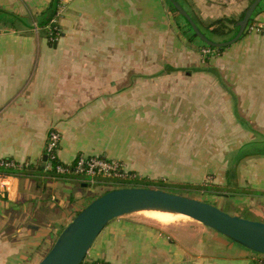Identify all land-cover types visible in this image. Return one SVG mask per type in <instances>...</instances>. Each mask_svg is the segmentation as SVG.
Segmentation results:
<instances>
[{
  "label": "crops",
  "instance_id": "obj_1",
  "mask_svg": "<svg viewBox=\"0 0 264 264\" xmlns=\"http://www.w3.org/2000/svg\"><path fill=\"white\" fill-rule=\"evenodd\" d=\"M53 1L0 0V14L12 15H0V159L21 165L6 171L9 191L0 181V264L37 263L93 186L105 184L42 165L52 129L62 163L115 159L139 178L203 188L204 201L264 222V4L245 34L222 51L209 49L201 64L194 53L205 47L169 29L166 0H56L46 22ZM179 1L197 21L230 19L231 28L245 10L235 0ZM55 21L61 35L52 46L43 34ZM152 82L179 87L176 107L184 106L183 87L189 95V136L176 125L170 147L149 114ZM87 256L113 264H256L262 254L193 219L164 225L127 214L107 223Z\"/></svg>",
  "mask_w": 264,
  "mask_h": 264
},
{
  "label": "water",
  "instance_id": "obj_2",
  "mask_svg": "<svg viewBox=\"0 0 264 264\" xmlns=\"http://www.w3.org/2000/svg\"><path fill=\"white\" fill-rule=\"evenodd\" d=\"M206 44L221 47L234 43L245 31L252 13L262 0H253L238 22L239 30L230 40H209L177 0H169ZM46 155L42 157L45 165ZM146 209L183 214L224 235L231 241L264 254V222L230 215L196 198L149 187H121L89 202L59 233L48 252L35 264H80L94 240L111 220Z\"/></svg>",
  "mask_w": 264,
  "mask_h": 264
},
{
  "label": "rangeland",
  "instance_id": "obj_3",
  "mask_svg": "<svg viewBox=\"0 0 264 264\" xmlns=\"http://www.w3.org/2000/svg\"><path fill=\"white\" fill-rule=\"evenodd\" d=\"M236 3L235 5H239V7H247L249 5V3L251 2V0H235ZM181 2V1H180ZM165 3V2H164ZM182 3V2H181ZM183 4V3H182ZM264 4V0H262L260 2V7L261 5ZM169 6H165V10H166V18H167V22H168V27L169 29L174 33V31L172 30V26L174 27V30L177 31V36H179V31L177 28V24L175 22L174 16L176 15L175 13L171 12L168 8ZM192 16L191 12L186 9ZM193 17V16H192ZM255 22V21H254ZM253 22V23H254ZM233 24H231V26H233ZM56 29V33L55 36H51L49 35V30L50 29ZM43 32L42 30H40V33ZM48 32V33H47ZM234 30H232L226 38L230 37L231 35L234 34ZM43 34V33H41ZM48 34L47 38L49 39V41L56 42L58 40V38L61 35V29L59 28V26L57 25V22L55 21V23H53L52 25H49L46 28V32H44L43 35ZM155 38H152V40H154ZM173 41V38L169 37L168 39V43L171 44ZM187 45L185 38L182 36V44L181 46H185ZM157 48L156 46L154 47V45L152 44V49ZM171 50V49H170ZM177 52H183L184 54L187 52V50L183 49L181 51H178V48L176 50ZM195 55H198V62L201 64H206L207 62V55L206 53H203L202 51H198L197 53H194ZM187 61H189L188 58L185 57L184 55V61L183 64L187 63ZM171 62L178 63L177 60H172ZM151 108H150V115L152 116V123H159L160 125H163L165 127L166 130V144L167 147H170L172 144L175 143V129H176V125H182L183 127V132H185L186 130L187 132V137L189 136V128H190V115H191V107H190V100H189V95L187 97L186 94V90L187 88L183 87L184 91H183V104L184 106L182 108H180V106H175L176 101L178 103H180L179 99H180V91H178V88H176V86H170V84H161L159 82H152L151 84ZM168 86V88H166ZM188 94V93H187ZM179 119L181 120L182 124L178 123ZM153 124V125H154ZM185 134V133H184ZM183 143L185 145V143L190 144L191 141L189 138H186L185 135H183ZM205 140H198V146L199 148H204L205 146ZM210 175L206 176L204 178V181H202V183H209V181L212 179V177H209ZM80 177V176H79ZM83 177V175L81 176ZM80 177V178H81ZM115 181L113 183H105V184H96L95 186H93V191L89 192L86 195V199L88 200V203L91 202L96 196H98L99 194L107 191V190H113L116 188H120L122 186L125 185V183H122L119 180L114 179ZM153 181H157L155 179H153ZM164 182H166L168 185H180L182 186V184H178V183H173V180H162ZM97 182H99V180H97ZM191 185V184H190ZM199 189H203V188H197L196 190ZM196 190H192V191H188V190H182L180 192H182L183 194H185L186 196L192 197V198H196L198 200H202L204 201L205 199L207 200L208 196L206 195V192H202L201 191H196ZM168 191L172 192L174 190L168 189ZM179 192V191H178ZM205 193V194H204ZM180 194V193H178ZM217 195H221V193H214ZM228 195V193L226 194ZM230 195V194H229ZM228 195V196H229ZM206 202V201H205ZM87 203V204H88ZM87 204H84L83 206H86ZM213 205V204H212ZM215 206V205H214ZM217 207V206H216ZM83 208V207H82ZM219 209L223 210L224 212L232 215L230 213V211L227 209L226 206H224V204L222 205V207H218ZM133 217H136L138 219H149L152 221H158L161 224L167 225V224H175L178 223L182 220H190L191 218L189 217H178L175 218V216H170L167 213H164L162 211H146V212H142V211H136L133 212L131 214H129ZM166 216V218H165ZM162 218V219H161ZM238 244V243H236ZM240 245V244H239ZM264 257V256H261Z\"/></svg>",
  "mask_w": 264,
  "mask_h": 264
},
{
  "label": "trees",
  "instance_id": "obj_4",
  "mask_svg": "<svg viewBox=\"0 0 264 264\" xmlns=\"http://www.w3.org/2000/svg\"><path fill=\"white\" fill-rule=\"evenodd\" d=\"M181 5L182 7L184 8L183 4L177 0ZM253 0H251L252 2ZM56 0H54L51 5H50V8L52 9V12H51V15L48 17V19L46 20V22L50 21L55 12H56ZM167 2V5L169 6V10L173 13H175L176 15V20H177V27L178 29L180 30L181 34L188 40V42L190 43H193L194 41L197 42V46H203L205 48H208V49H216L217 51H222L226 46H221V47H214V46H211V45H208L206 44L205 42H203L198 36L197 34L194 32L191 24L188 22V20L183 16L181 15L178 10L174 7V5L169 1V0H166ZM251 2L249 3V5L251 4ZM248 5V6H249ZM248 6L245 8V10L241 13L239 19L233 21L234 25H233V28H231L228 23L229 22H232V20L230 19H223V18H220L214 22H210V23H202L201 21H197L194 17H192L190 14H188L190 16V18L192 19V21L196 24V26L199 28V30L211 41L213 42H220V41H223V40H229L231 38H233L238 30H239V26H238V22L243 18L244 14H245V11L246 9L248 8ZM185 9V8H184ZM260 10V3L259 5L256 7V9L254 10V12L252 13L251 15V18L249 20V23L245 29V31L243 32V34L246 33L247 31V28L250 24L253 23L254 21V17L255 15L257 14V12ZM185 11L187 13H189L186 9ZM1 16L8 18V17H12L11 14H8V13H1L0 14ZM232 30H234V34L231 35L230 37L228 38H223V39H220V40H216L214 37H222L228 33H230ZM56 29H50L49 30V35L51 36H55V33H56ZM48 33V32H47ZM242 34V35H243ZM46 36H48V34H45ZM241 35V36H242ZM240 36V37H241ZM53 41V40H52ZM52 41H49L50 45H55V42H52ZM60 161L57 159V160H54L52 163L53 165L59 163ZM51 171H55L54 168L51 169ZM56 172V171H55ZM131 174V172H129ZM68 174H71V173H68ZM133 174V173H132ZM119 180V179H118ZM115 180L114 179H105V178H100L99 179V182L100 183H113ZM121 181L122 183H125L124 186L122 187H149V188H158V189H162V190H166L168 191V189H171V190H174L172 192L174 193H180L182 195H185L183 194L182 190H188V191H192V190H196L197 187H193L192 185L190 184H182V186L178 185H168L166 182L162 181V180H157V181H153V180H150V179H146V178H139L137 176L133 177V178H127V179H122V180H119ZM121 188V187H120ZM110 190H107L101 194H99L98 196L94 197L97 198L99 197L100 195H103L104 193L108 192ZM179 191V192H178ZM198 191V190H196ZM186 196V195H185ZM80 212V211H79ZM78 212V213H79ZM77 213V214H78ZM76 214V215H77ZM262 256H264V254H262ZM256 264H264V257H261L259 259H257L256 261Z\"/></svg>",
  "mask_w": 264,
  "mask_h": 264
},
{
  "label": "built area",
  "instance_id": "obj_5",
  "mask_svg": "<svg viewBox=\"0 0 264 264\" xmlns=\"http://www.w3.org/2000/svg\"><path fill=\"white\" fill-rule=\"evenodd\" d=\"M261 27H257L256 30L259 31ZM209 51L208 48L203 50L204 53ZM60 142V133L52 129L48 132V136L45 144L46 151V161L45 166L50 170L54 168L57 173L61 174H76L83 175L88 177L91 182H95L97 179L105 178V179H116L122 180L127 178L135 177L134 174H130L128 171L124 169V165L115 159H107L104 157L98 156H84L79 155L76 159L71 163H62L59 162L53 165V161L57 160V150ZM20 164L16 163L12 159L2 158L0 159V181L3 183L10 177H13L12 174L7 173L6 171L14 170L20 168ZM8 184L3 183V187L5 190H8ZM80 264H113L104 260H97L88 258L87 254Z\"/></svg>",
  "mask_w": 264,
  "mask_h": 264
},
{
  "label": "bare ground",
  "instance_id": "obj_6",
  "mask_svg": "<svg viewBox=\"0 0 264 264\" xmlns=\"http://www.w3.org/2000/svg\"><path fill=\"white\" fill-rule=\"evenodd\" d=\"M146 211H162V212L167 213V214L182 215L183 217H188V216L183 215V214H178V213H173V212L163 211V210H157V209H146V210H142V212H146ZM165 218H166V216H165Z\"/></svg>",
  "mask_w": 264,
  "mask_h": 264
}]
</instances>
